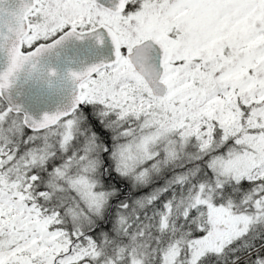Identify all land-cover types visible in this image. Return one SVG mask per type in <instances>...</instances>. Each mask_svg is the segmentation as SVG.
Here are the masks:
<instances>
[{"label": "snow or ice", "instance_id": "snow-or-ice-1", "mask_svg": "<svg viewBox=\"0 0 264 264\" xmlns=\"http://www.w3.org/2000/svg\"><path fill=\"white\" fill-rule=\"evenodd\" d=\"M0 55V264H264V0H21ZM65 82L39 120L10 96Z\"/></svg>", "mask_w": 264, "mask_h": 264}, {"label": "water", "instance_id": "water-1", "mask_svg": "<svg viewBox=\"0 0 264 264\" xmlns=\"http://www.w3.org/2000/svg\"><path fill=\"white\" fill-rule=\"evenodd\" d=\"M104 3V0H100ZM21 6V0H3L0 3V16L8 17L17 12ZM113 46L110 40L105 41L102 47H98L93 40L69 42L64 48L57 49L44 56L40 65L44 70L55 69L63 81L69 69L79 70L92 66L95 63L106 62L112 58ZM5 58L0 55V71L5 68ZM55 82L53 87L55 88ZM12 102L21 107L26 114L39 120L45 114H53L58 109L67 107L72 101V85L65 82L63 89L49 90L44 85L29 84L26 87H16L10 92ZM36 97L40 100L37 103Z\"/></svg>", "mask_w": 264, "mask_h": 264}, {"label": "clouds", "instance_id": "clouds-1", "mask_svg": "<svg viewBox=\"0 0 264 264\" xmlns=\"http://www.w3.org/2000/svg\"><path fill=\"white\" fill-rule=\"evenodd\" d=\"M19 70V69H18Z\"/></svg>", "mask_w": 264, "mask_h": 264}]
</instances>
